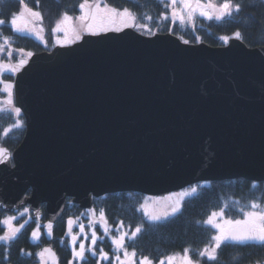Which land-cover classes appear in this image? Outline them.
Instances as JSON below:
<instances>
[{"label":"water","instance_id":"obj_1","mask_svg":"<svg viewBox=\"0 0 264 264\" xmlns=\"http://www.w3.org/2000/svg\"><path fill=\"white\" fill-rule=\"evenodd\" d=\"M13 94L26 130L14 150L0 146V211L29 206L21 232L40 222L48 242L68 198L88 209L113 192L264 181V46L133 27L88 33L33 53Z\"/></svg>","mask_w":264,"mask_h":264},{"label":"trees","instance_id":"obj_2","mask_svg":"<svg viewBox=\"0 0 264 264\" xmlns=\"http://www.w3.org/2000/svg\"><path fill=\"white\" fill-rule=\"evenodd\" d=\"M102 1L119 9L127 8L134 14L136 25L147 26L143 28L135 26V29L147 35L171 32L190 43L206 42L211 46H221L228 42L223 37H235L234 33L239 31L240 39L249 47L264 46V0H232L233 3L242 5L238 14L224 20H210L197 15L194 26L192 22L173 23L170 8L164 6L168 0ZM25 2L29 7L41 13L43 20L40 23L44 28L47 43H43L37 36L17 33L14 28H10L11 16L17 15L22 10V5L19 0H0V19L6 22L0 26V45H3V50L0 51L2 60L18 63L20 55L17 50L19 49L32 53L51 49L55 45L53 30L55 21L65 13L77 15L80 12L79 5L85 0H39L38 5L35 0H25ZM165 15L169 18L164 19ZM149 17L151 19H148ZM3 36L10 38L13 52L11 57L6 55L9 49L3 44ZM14 76L15 73L12 72H3L1 75L0 97L4 102L8 92L4 90L3 85L7 81L13 82ZM25 129V118L21 111L17 114L13 107H9V104L3 105V109H0V146L14 150L21 143ZM195 185H198L196 193L184 200L178 213L164 220L152 221L146 217L139 209L145 195L136 191L113 192L94 198V209L98 212L101 209L104 210L113 236L118 235L115 229L121 221L124 225L123 230L129 233L134 231L138 224H143L141 233L137 234L135 244L133 245L126 238V245L129 251L135 247L138 259L142 256H149L157 262L160 257L182 253L185 248L202 250L208 245L211 236L217 232L211 225L205 223L213 211H220L223 208L228 217L242 219L243 215L239 213L240 207L243 206L245 210H248L251 201L264 204V181L254 182L236 178L201 182ZM27 194H30V191ZM42 211L43 220H46L45 205L42 206ZM81 212L77 204H67L63 218L54 226V239L51 242L46 240L43 233L39 240L32 239L31 231L36 225L34 221L11 241H0V264H41L37 253L48 244L53 245L60 263L67 264L72 259V252L67 243L65 218L78 217ZM5 215L0 211V236L7 231L2 223ZM25 217L26 215L18 222ZM98 232L100 237L97 240L96 249L99 251L102 248L104 252H107L109 260L92 257L86 252L87 264H109V261L111 264H116L114 246L111 244L110 237L106 236L102 229ZM189 254L194 261L200 264H264V245L258 241L243 243L228 241L217 250L218 259L216 261L208 260L207 257H198L194 251H190ZM75 264H83V262Z\"/></svg>","mask_w":264,"mask_h":264},{"label":"snow or ice","instance_id":"obj_3","mask_svg":"<svg viewBox=\"0 0 264 264\" xmlns=\"http://www.w3.org/2000/svg\"><path fill=\"white\" fill-rule=\"evenodd\" d=\"M36 4H39V0H35ZM179 2V7L177 4ZM19 3L22 5V11L18 15H13L10 18V28H14L15 32L23 33L29 32L35 34L38 38L43 39L40 33L43 31L42 24L38 28L37 23L42 22L43 17L39 11H35L33 8L29 7L28 3L25 0H19ZM166 8H170V16L173 23L179 21L181 24L186 22H192L194 26V20L197 15L204 16L207 19H217L224 20L228 17H233L235 14H238L242 5L240 3H233L232 0H222V2L217 3L216 0H168V3L164 5ZM251 6V5H250ZM79 8L83 10L82 14L78 17L80 25L78 27H70L69 22L72 20V17L68 16L66 13L63 16V19L56 23L54 29L55 32H63L64 38H57V43L70 44L75 43L77 40L83 38L82 33L90 34H99L102 32L108 31H122L123 28L133 26L131 21L135 20V17L130 13V11L125 8L122 12L118 11L116 8H110L107 5L101 8L100 4L97 2L94 6L89 5L87 0L84 3L79 5ZM168 19V15L163 17ZM148 19H151L149 17ZM5 20L0 19V26L5 24ZM137 27H147L146 25H136ZM71 32V35L69 34ZM235 38H241V33L239 31L234 33ZM3 44L8 46V51L6 55L11 57L13 52L11 50L10 38L3 36ZM225 41H228L230 37H223ZM188 43V41H184ZM3 50V45H0V51ZM19 53H23V49L17 50ZM28 57H31L33 53L28 52L26 54ZM27 63L26 59H21L16 65H0V68H4L9 72L15 73L19 71ZM9 89V97H11V89L14 87L12 84L6 85ZM9 104L12 103L11 98L8 101ZM15 112L20 113V109L16 108ZM7 152L6 149H0V155L4 156V159H7V156L4 155ZM2 162V161H0ZM192 192H196V188L192 189ZM174 196L177 194H173ZM188 195V193H180L179 197ZM151 199V198H149ZM165 200H171V197L163 198ZM142 208L147 210L148 200L146 199L145 204L141 205ZM227 207V205H225ZM93 217H95V209L89 210ZM180 211L179 200L170 204L168 207L162 209L159 212L156 211H147L149 220L159 221L165 219L169 216H172ZM29 209L25 208L23 212L20 213V216L23 217L25 213H28ZM239 213L243 215L242 219H224V209H220L219 212L213 211L208 217L205 223L211 225L214 229L217 230L216 234L211 236L210 242L202 250H190L185 248L183 253H174L171 255L163 256L158 259V264H199L198 261H194L189 254L190 251H194L195 255L198 257H207L208 260L216 261L218 259L217 250L221 248V245L226 244L228 241H233L236 243H243L245 241H258L264 245V204H261L256 201L250 202V207L248 210H245V207L239 208ZM217 217L220 220H217ZM17 217L9 216L2 221L3 225L7 227V231L3 236H0V241H11L17 236L18 233L25 227L28 223L27 220L24 223L15 226L13 221ZM79 218H77L78 220ZM99 222L104 228V233L106 236H110L111 244L114 246V259L116 264H136L137 252L135 247L132 248V251H129L128 246L126 245L127 240L135 244L137 239V234L141 233L143 224H138L134 231L131 233L124 231L123 222H119L118 227L115 229L118 235L111 236V226L108 224L105 217L104 210L101 209L99 212V220H91L90 224L93 227L90 238V245L86 248L84 241L82 240L79 243L77 250V240L79 235H84V240H88L89 237L84 231V225L79 224V233L73 234L72 227L76 223L73 219L67 221L68 230L67 235L70 237L71 241V252L73 260L82 261L83 264H87L86 252L90 253L92 257H98L101 260L108 261L109 254L104 252L102 248L97 251V234L94 230L95 224ZM48 234L51 235L53 225L51 222L47 224ZM31 236L33 239H40L39 225L37 229L32 231ZM62 242V241H61ZM37 255L40 258L41 264H59V257L56 253L48 247L43 248ZM67 264H72V261H68ZM111 264V261H109ZM140 264H153V260L149 256L140 257Z\"/></svg>","mask_w":264,"mask_h":264},{"label":"rangeland","instance_id":"obj_4","mask_svg":"<svg viewBox=\"0 0 264 264\" xmlns=\"http://www.w3.org/2000/svg\"><path fill=\"white\" fill-rule=\"evenodd\" d=\"M88 2V4L89 5H92V6H94L97 2L100 4V7L101 8H103V7H105V5H107L108 7H110V8H116V7H113V6H111V5H109V4H107L106 2H104V1H102V0H90V1H87ZM216 2L217 3H220V2H222V0H216ZM177 7H179V2H178V4H177ZM118 11H120V12H122L124 9H119V8H116ZM22 11V10H21ZM35 11H37V10H35ZM82 12H83V10L82 9H80V12L77 14V15H68V16H70V17H72V20L69 22V26L70 27H78L79 25H80V21L78 20V17L82 14ZM133 16H134V14L132 13V12H130ZM19 14V13H18ZM17 14V15H18ZM63 16L64 15H62L59 19H57V21H55V24H54V26H53V28L55 29V27H56V23L57 22H59V21H61L62 19H63ZM135 17V16H134ZM131 23V25H133V26H129V27H134L135 28V26H136V21L134 20V21H131L130 22ZM41 26V23L40 22H38L37 23V27L39 28ZM53 29V30H54ZM23 33H27V34H32V33H29V32H23ZM70 35H71V32L69 33ZM83 34H86V32L85 33H82V35ZM32 35H34V36H36L35 34H32ZM40 35L43 37V39H41V41L43 42V43H47V41H46V37L44 36V28H43V31L40 33ZM60 38V39H63L64 38V33L63 32H55L54 31V43H55V45H65V44H63V43H57V38ZM2 52V51H1ZM28 53V51H24L23 53H19V55H20V60L21 59H26V60H28L29 59V57L26 55ZM32 53V52H31ZM19 60V61H20ZM9 64H11V65H16L17 63H14L13 61H5V60H2V58H1V56H0V65H9ZM3 72H9V71H7L6 69H4V68H0V78H1V75H2V73ZM16 73V72H15ZM0 81H1V79H0ZM8 84H12L13 85V82H11V81H7V82H5V84L3 85V88H4V90H6L8 93H9V89H7V87H6V85H8ZM11 97H9V95L7 96V98L5 99V102L3 101V98H1L0 97V109H3V105H7V104H9L8 103V101H9V99L11 98V101H12V104H9V107L11 108V107H13L14 109H16L17 107L14 105V102H13V88L11 89ZM7 103V104H6ZM6 107V106H5ZM193 188H196V191L198 190V185H193V186H189V187H186V188H183V189H180V190H176V191H172V192H169V193H164V194H160V195H148V194H144L145 196H144V198H143V200H142V202L140 203V206H139V209H141V211H143L144 212V214L146 215V217L148 218V215H147V211H156V212H159V211H161L162 209H164V208H166V207H168L170 204H172V203H174L175 201H177V200H179V204H180V209L182 208V205H183V202H184V200L187 198V197H189V196H191V195H193V194H195L196 192H192V189ZM188 193V195H186V196H183L182 198H180L179 197V194L180 193ZM173 194H177V195H173ZM166 197H171V200H165V199H163V198H166ZM149 198H151V199H149ZM146 199L148 200V207H147V210L145 209V208H142L141 207V205H144L145 204V201H146ZM216 212H219V211H216ZM178 213V212H177ZM175 215V214H174ZM9 216H15V217H17V219L20 217V214H16V215H14V214H11V215H7V216H5V218L4 219H6L7 217H9ZM79 219L76 221V223H74L73 224V227H72V233L73 234H77V233H79V224L80 223H82L83 225H84V231H85V233H87V235H88V237H89V239L88 240H84V235L83 234H80L79 235V239L77 240V250H78V246H79V243L83 240L84 241V243H85V245H86V248L90 245V238H91V232H92V230H93V227H92V225L90 224V221L91 220H93V219H95V220H99V212L98 211H95V217H93V215H92V213L88 210V211H86V212H84L83 213V215L81 216V217H78ZM227 218H231V219H234V218H232V217H228L226 214H224V219H227ZM3 219V220H4ZM16 219V220H17ZM149 219V218H148ZM166 219V218H165ZM239 219V218H238ZM15 220V221H16ZM162 220H164V219H162ZM217 220L219 221L220 220V218L219 217H217ZM15 221H13V224L16 226V222ZM37 225H39V232H40V237H41V235H42V233H43V230H42V228L40 227L41 226V224L40 223H36V225H34V227H33V229H32V231H34V230H36L37 229ZM6 227V226H5ZM6 229H7V227H6ZM99 229H102L103 231H104V228L101 226V223H99V222H97L96 224H95V228H94V230H95V232H96V234H97V237L99 238L100 237V234H99ZM32 231H31V233H32ZM124 231H126V230H124ZM217 231V230H216ZM105 234V233H104ZM111 236H113V234H112V232H111ZM110 237V236H109ZM33 239V238H32ZM33 240H35L36 241V239H33ZM67 243H68V245H70V247H71V241H70V237L68 236V238H67ZM44 248V247H43ZM42 248V249H43ZM131 252V251H130ZM179 253V252H178ZM183 253V252H182ZM181 253V254H182ZM70 261H72V263H74L75 261L76 262H80L79 260H73V257H72V259H70ZM75 262V263H76ZM74 263V264H75ZM136 264H140V258L138 259V258H136ZM153 264H158V261L157 262H155V261H153ZM165 264H167V261L165 262ZM200 264V263H199Z\"/></svg>","mask_w":264,"mask_h":264},{"label":"flooded vegetation","instance_id":"obj_5","mask_svg":"<svg viewBox=\"0 0 264 264\" xmlns=\"http://www.w3.org/2000/svg\"><path fill=\"white\" fill-rule=\"evenodd\" d=\"M24 209H25V208H23L22 210H20V212H23ZM92 209H94V208H92ZM20 212H19V214H20ZM84 212H86V210H84V211L82 210V212L79 214L78 217H81V216L83 215ZM5 216H7V215H5ZM5 216H4V218H5ZM78 217H74V216H72V217H67V218H65V221L67 222L68 219H70V218H74L75 221H77V218H78ZM4 218H3V219H4ZM20 218H21V217H19V218L15 221V222H16V226H18V225H19V224H20V223H21L26 217L23 218L20 222H18V221L20 220ZM62 218H63V217H62ZM17 222H18V223H17ZM66 237H68V236H66ZM61 243H62V242H61ZM46 246H47V245H45L44 248H45ZM74 263H75V262H74ZM74 263H72V264H74ZM60 264H61V263H60Z\"/></svg>","mask_w":264,"mask_h":264},{"label":"bare ground","instance_id":"obj_6","mask_svg":"<svg viewBox=\"0 0 264 264\" xmlns=\"http://www.w3.org/2000/svg\"><path fill=\"white\" fill-rule=\"evenodd\" d=\"M13 92H14V89H13Z\"/></svg>","mask_w":264,"mask_h":264}]
</instances>
